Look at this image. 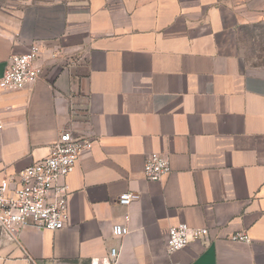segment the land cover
Wrapping results in <instances>:
<instances>
[{
  "label": "crops",
  "instance_id": "obj_1",
  "mask_svg": "<svg viewBox=\"0 0 264 264\" xmlns=\"http://www.w3.org/2000/svg\"><path fill=\"white\" fill-rule=\"evenodd\" d=\"M264 0H105L0 10V79L39 47L41 76L0 89V181L44 159L63 132L93 140L66 178L54 232H0V264H264V69L245 64L241 28ZM170 172L144 178L152 153ZM123 193L140 197L129 206ZM125 217L128 219L126 220ZM206 229L169 254L168 229ZM115 226L123 229L113 234ZM243 232L249 242L231 240Z\"/></svg>",
  "mask_w": 264,
  "mask_h": 264
},
{
  "label": "built area",
  "instance_id": "obj_2",
  "mask_svg": "<svg viewBox=\"0 0 264 264\" xmlns=\"http://www.w3.org/2000/svg\"><path fill=\"white\" fill-rule=\"evenodd\" d=\"M39 58L40 51L36 44H31L25 53L12 54L0 79V89L14 92L33 85L43 76ZM2 127L0 120V129ZM92 142L91 138L63 132L50 146L44 159L16 176L0 181V232L17 242L20 230L26 226L48 232L64 228L68 209L66 178L75 168L81 151L89 150ZM169 172L170 164L166 156L156 152L146 158L143 175L148 181L158 182ZM139 197L136 193H123L118 203L126 207ZM113 234L121 236L123 229L115 226ZM206 235V229H192L184 223L173 226L167 232V252L171 254L183 250L190 242L202 240ZM231 240L249 242L243 232L234 234ZM23 253L26 264H37L27 250L23 249ZM117 259L118 251L111 248L106 263L117 264Z\"/></svg>",
  "mask_w": 264,
  "mask_h": 264
},
{
  "label": "rangeland",
  "instance_id": "obj_3",
  "mask_svg": "<svg viewBox=\"0 0 264 264\" xmlns=\"http://www.w3.org/2000/svg\"><path fill=\"white\" fill-rule=\"evenodd\" d=\"M79 1L105 0H0V10L22 11L29 6L43 3H70ZM239 49L245 64L252 68L264 69V23L252 24L241 28L239 32Z\"/></svg>",
  "mask_w": 264,
  "mask_h": 264
}]
</instances>
